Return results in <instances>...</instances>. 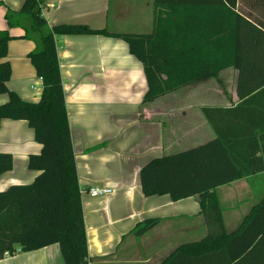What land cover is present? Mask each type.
<instances>
[{
	"label": "trees",
	"instance_id": "1",
	"mask_svg": "<svg viewBox=\"0 0 264 264\" xmlns=\"http://www.w3.org/2000/svg\"><path fill=\"white\" fill-rule=\"evenodd\" d=\"M47 0H25L8 9L14 36L0 30V58L15 37L35 41L29 58L43 80L38 101L22 99L7 82L12 69L0 62L2 119L26 120L42 144L29 156L39 170L29 184L0 191V260L17 252L59 243L65 264H90L76 159L63 89L56 37L66 34H109L127 41L144 66L148 90L144 102L180 87L238 70L234 108H204L215 137L200 145L151 159L140 172L146 196L170 194L173 200L199 196L207 223L205 237L179 246L161 264H264V195L240 227L228 232L216 188L264 171V0H155L150 32H108L84 23L50 26L43 15ZM13 167V156L0 152V176ZM139 223L137 234L158 224Z\"/></svg>",
	"mask_w": 264,
	"mask_h": 264
},
{
	"label": "crops",
	"instance_id": "2",
	"mask_svg": "<svg viewBox=\"0 0 264 264\" xmlns=\"http://www.w3.org/2000/svg\"><path fill=\"white\" fill-rule=\"evenodd\" d=\"M24 2L0 0V30L9 29L14 36L24 33L10 28L5 17L9 8L18 10ZM155 11V0H47L43 15L50 26L84 23L108 32L143 33L153 30ZM56 45L79 187L113 189L101 197L81 193L90 264H161L182 244L205 237L208 229L199 196H146L140 172L153 158L216 136L203 109H230L241 102L238 70L229 67L220 82L204 79L144 102V66L123 38L66 34L56 37ZM35 47V41L15 37L8 42V55L0 58L11 65L8 87L28 101H38L43 88L29 58ZM225 81L230 88L224 87ZM7 100L8 94L0 93V104ZM41 150L28 121L2 119L0 152L12 154L13 167L0 176V191L33 182L40 171L29 167V156ZM259 179L264 180V171L216 188L228 232L236 231L262 199L264 182L253 185ZM149 218H157L158 224L137 234L138 224ZM0 264L65 262L60 244L53 243L8 255Z\"/></svg>",
	"mask_w": 264,
	"mask_h": 264
},
{
	"label": "built area",
	"instance_id": "3",
	"mask_svg": "<svg viewBox=\"0 0 264 264\" xmlns=\"http://www.w3.org/2000/svg\"><path fill=\"white\" fill-rule=\"evenodd\" d=\"M80 192L81 193H87L92 197H101V196H106V195L112 194L113 189L110 187H107V186L95 184V185L88 186L86 188H80ZM17 252H20L19 248H18ZM6 254H7V256L9 255L8 253H6Z\"/></svg>",
	"mask_w": 264,
	"mask_h": 264
},
{
	"label": "rangeland",
	"instance_id": "4",
	"mask_svg": "<svg viewBox=\"0 0 264 264\" xmlns=\"http://www.w3.org/2000/svg\"><path fill=\"white\" fill-rule=\"evenodd\" d=\"M231 68H227V69H224L222 70L217 76H214V77H211L212 79L210 80H213V81H210V82H220V78L221 76L225 75V72H227L228 70H230ZM225 85L224 87L227 88L229 87L230 88V84H228L230 81H225ZM262 177V176H261ZM260 177V178H261ZM264 180L263 179H259V180H255V182L253 183L254 186H261L263 184ZM264 186V184H263ZM226 206H228L227 204H225Z\"/></svg>",
	"mask_w": 264,
	"mask_h": 264
}]
</instances>
